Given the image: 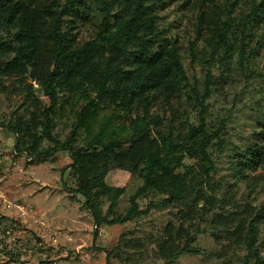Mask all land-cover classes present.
I'll return each mask as SVG.
<instances>
[{
  "label": "trees",
  "instance_id": "16d2710c",
  "mask_svg": "<svg viewBox=\"0 0 264 264\" xmlns=\"http://www.w3.org/2000/svg\"><path fill=\"white\" fill-rule=\"evenodd\" d=\"M171 5L191 15L194 38L187 50L207 67L202 92L187 76L173 27L162 23ZM0 23V56H11L0 59V93L15 106L2 126L16 136V153L39 163L68 154L74 193L93 219L94 238L101 226L179 205V224H166L156 255L171 263L193 253L195 223L225 200L210 181V150L224 151L228 120L213 125L203 119L207 99L224 80V71L215 79L211 68L227 66L235 52L241 69L251 58L264 60V0H0ZM83 31L93 35L79 42ZM186 107L197 112V125ZM60 120L71 122L63 140L53 134ZM258 129L231 167L248 198L264 182V122ZM114 169L142 181L124 215L115 213L124 189L105 182ZM258 170L263 173L254 174ZM148 196L159 200L141 210L138 199ZM239 213H214L215 238L227 252L242 249L243 264H264V205Z\"/></svg>",
  "mask_w": 264,
  "mask_h": 264
},
{
  "label": "rangeland",
  "instance_id": "374dc122",
  "mask_svg": "<svg viewBox=\"0 0 264 264\" xmlns=\"http://www.w3.org/2000/svg\"><path fill=\"white\" fill-rule=\"evenodd\" d=\"M161 15L162 23L173 27L171 32L177 39L191 84L202 92L207 67L200 60V54L192 61L187 50L194 38L191 15L178 13L174 5ZM1 28L0 23V32ZM92 35V32L83 31L79 42ZM10 57L0 56V59ZM238 62L235 52L227 66L220 68L216 64L211 68L215 79L224 71V80L207 99L203 117L206 124L213 125L221 119L228 120L224 151H218L216 145L210 150L215 161L210 181L219 186L216 196L225 199L220 203L221 209L214 213L219 211L224 215L238 214L247 205L252 208L264 205V182L248 198V188L231 169L235 152H240L250 142L253 133L259 132L258 127L264 122V80L258 76V73L264 74V60L251 58L244 69ZM252 70L257 74L251 78ZM13 108L0 93V264H243L245 253L242 249L227 252V244L215 238L219 228L212 223L214 213L195 223L199 231L190 247L193 253H183L171 263L160 260L156 255V242L162 238L167 223L179 224L176 218L177 211L182 208L179 205L152 207L146 215L126 224L101 226L94 238L93 219L84 208V199L74 193L76 182L72 170L67 168L71 164L68 154L59 151L41 163L17 154L16 136L2 126L10 121ZM185 109L189 112L190 123L197 125V112L190 107ZM70 131L71 122L60 120L56 122L53 134L63 140ZM47 146L45 142L43 147ZM184 164L194 165V162L185 160ZM257 173H263V170L254 174ZM105 182L109 188L124 189L115 212L124 215L130 207V196L142 181L114 169ZM158 200L152 196L139 198L138 205L145 210L151 201ZM107 205L105 203L104 211ZM242 215L239 213L238 217ZM259 228V241L262 242L264 221ZM260 254L264 257V244Z\"/></svg>",
  "mask_w": 264,
  "mask_h": 264
}]
</instances>
